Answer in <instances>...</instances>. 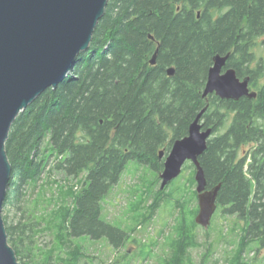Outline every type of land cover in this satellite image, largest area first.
I'll use <instances>...</instances> for the list:
<instances>
[{
    "label": "trees",
    "instance_id": "1",
    "mask_svg": "<svg viewBox=\"0 0 264 264\" xmlns=\"http://www.w3.org/2000/svg\"><path fill=\"white\" fill-rule=\"evenodd\" d=\"M261 36L264 0H109L72 74L45 90L13 123L6 143L12 173L4 206L22 209L27 186L54 158L53 169L67 176L85 173L73 207L64 214L70 235L105 237L120 247L127 232L102 219L103 197L130 160L151 166L160 181V151L168 154L207 107L201 123L213 134L200 156L207 188L221 184L218 208L246 221V242L264 246V65L255 64L253 50ZM229 53L227 68L250 78L255 98L203 96L214 57ZM187 169L195 178L194 164L187 162ZM166 188L152 200V216ZM4 219L19 261L32 264L26 246L36 221L14 225Z\"/></svg>",
    "mask_w": 264,
    "mask_h": 264
},
{
    "label": "rangeland",
    "instance_id": "2",
    "mask_svg": "<svg viewBox=\"0 0 264 264\" xmlns=\"http://www.w3.org/2000/svg\"><path fill=\"white\" fill-rule=\"evenodd\" d=\"M263 40L262 36L256 39L255 64L264 65ZM53 162L50 159L38 181L27 186L22 209L18 205L3 209L8 224L36 221L31 244L26 246L32 264H264V246L245 241L246 221L239 215L223 214L217 207L208 228L194 226L199 204L191 169L183 168L169 182L152 216L150 205L162 180L151 166L137 160L128 162L120 181L102 200V219L123 227L126 241L115 247L105 237H72L64 214L73 207L85 173L67 176L53 169Z\"/></svg>",
    "mask_w": 264,
    "mask_h": 264
},
{
    "label": "water",
    "instance_id": "3",
    "mask_svg": "<svg viewBox=\"0 0 264 264\" xmlns=\"http://www.w3.org/2000/svg\"><path fill=\"white\" fill-rule=\"evenodd\" d=\"M109 0H0V264H23L9 244L3 208L11 179L12 164L6 143L22 111L50 87L57 88L72 72L76 59L90 48L95 29ZM200 15V13L198 14ZM158 48L150 63L156 64ZM230 54L217 55L208 73L203 96L223 99L255 98L250 78L241 79L233 68L224 70ZM174 69H169L172 75ZM202 109L189 134L174 141L165 154L160 173L161 189L178 177L187 162L196 168L199 212L197 224L208 228L218 207L221 184L209 189L200 163L212 128H203Z\"/></svg>",
    "mask_w": 264,
    "mask_h": 264
},
{
    "label": "bare ground",
    "instance_id": "4",
    "mask_svg": "<svg viewBox=\"0 0 264 264\" xmlns=\"http://www.w3.org/2000/svg\"><path fill=\"white\" fill-rule=\"evenodd\" d=\"M90 45H91V44H90ZM82 53H83V52H82ZM82 53H81V54H82ZM81 54H80V55H81ZM229 54H230V53H229ZM80 55H79V56H80ZM218 55H220V54H218ZM216 56H217V55H216ZM220 56H225V55H220ZM214 58H215V57H214ZM228 59H229V58H228ZM227 61H228V60H227ZM213 63H214V62H213ZM229 68H230V67H229ZM229 68H227V63H226L224 70H227V69H229ZM70 74H72V72H70ZM70 74H69V75H70ZM250 89H251V91H256V90L252 89V87H251V80H250ZM256 92H257V91H256ZM25 110H26V109H25ZM184 167H185V166H184ZM3 209H4V208H3ZM3 217H4V216H3ZM8 241H9V239H8ZM9 244H10V243H9ZM10 245H11V244H10ZM11 246H12V245H11ZM12 247H13V246H12ZM13 248H14V247H13ZM15 251H16V250H15ZM16 254H17V253H16ZM21 263H22V262H21Z\"/></svg>",
    "mask_w": 264,
    "mask_h": 264
},
{
    "label": "flooded vegetation",
    "instance_id": "5",
    "mask_svg": "<svg viewBox=\"0 0 264 264\" xmlns=\"http://www.w3.org/2000/svg\"><path fill=\"white\" fill-rule=\"evenodd\" d=\"M156 62H157V60H156ZM152 65H154V64H152ZM252 87V86H251Z\"/></svg>",
    "mask_w": 264,
    "mask_h": 264
}]
</instances>
